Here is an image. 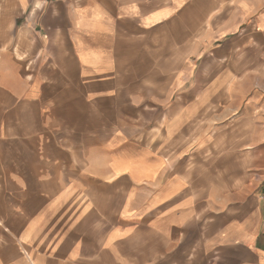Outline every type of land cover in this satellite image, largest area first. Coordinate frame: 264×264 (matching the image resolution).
<instances>
[{
  "label": "crops",
  "instance_id": "obj_1",
  "mask_svg": "<svg viewBox=\"0 0 264 264\" xmlns=\"http://www.w3.org/2000/svg\"><path fill=\"white\" fill-rule=\"evenodd\" d=\"M263 71L264 0H0V264H264Z\"/></svg>",
  "mask_w": 264,
  "mask_h": 264
},
{
  "label": "rangeland",
  "instance_id": "obj_2",
  "mask_svg": "<svg viewBox=\"0 0 264 264\" xmlns=\"http://www.w3.org/2000/svg\"><path fill=\"white\" fill-rule=\"evenodd\" d=\"M262 76L261 78H254V79H250V80H247L251 85H253V88L252 86H247V85H243V83H241L240 81H238L237 85L235 88H231L232 92H234V94H238V95H247L249 94L250 92H252L254 89H256L257 87H254V86H259L260 89H263L264 90V71L262 72ZM215 123H220L221 120L220 119H217L215 118ZM200 137V136H199ZM217 137H220V136H216L215 138ZM210 138L209 136H206V137H201L199 138L198 142H201V143H205L206 141H209Z\"/></svg>",
  "mask_w": 264,
  "mask_h": 264
},
{
  "label": "clouds",
  "instance_id": "obj_3",
  "mask_svg": "<svg viewBox=\"0 0 264 264\" xmlns=\"http://www.w3.org/2000/svg\"><path fill=\"white\" fill-rule=\"evenodd\" d=\"M82 11H86V9H83V8H80V7H77V8L74 9V12L77 14L76 15V20H75V23L77 24V26H79V24H80L79 13H81ZM97 22H100V21H97Z\"/></svg>",
  "mask_w": 264,
  "mask_h": 264
}]
</instances>
